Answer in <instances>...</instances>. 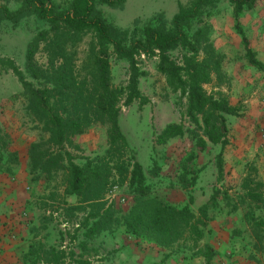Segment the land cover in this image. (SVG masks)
<instances>
[{"label": "rangeland", "instance_id": "374dc122", "mask_svg": "<svg viewBox=\"0 0 264 264\" xmlns=\"http://www.w3.org/2000/svg\"><path fill=\"white\" fill-rule=\"evenodd\" d=\"M56 1L62 4L67 0ZM189 2L128 0L121 8L97 5L96 9L114 33H123L131 40L139 38L145 27L172 31L171 20L179 4ZM20 4L21 0H0V6L11 10ZM211 11L212 15L191 27L196 30L206 25L203 40L211 45L218 61L210 84L204 88L214 98L227 100L238 115L225 116L226 146L221 148L207 142L203 152L195 149L193 139L196 133L205 138L203 132L188 122L185 98L156 70L155 58H137L144 72L139 79V90L147 103L135 100L126 106L128 65L110 57L111 86L119 94V126L127 147L110 145L109 125L94 106L97 90L91 66L96 45L93 33L85 32L64 42V53L58 50L54 67L50 65L46 44L40 41L34 64L43 77L34 80L25 71L28 45L43 32L47 33V43H50L54 34L35 16L16 24H0V57L13 60L27 80L37 87L52 88L53 70L65 73L70 91L62 97L54 93L52 107L64 118L77 119L82 124L83 133L65 145V150L88 176V185L79 197L64 194L69 181L65 165L50 181L31 180L27 150L31 143H44L49 134L22 94L17 79L11 72L1 73L0 129L8 136L10 149L20 157V166L13 177L0 175V222L7 220L0 226L2 229L9 226L7 237L19 250L10 264H20L18 256L31 243L42 244L45 252L55 251L49 255L51 258L55 255L57 264H78L79 261L84 264H204L203 253L209 247L213 249L210 264H264V234L260 240L263 249L254 250L253 232L242 221L246 210L241 204L247 193L264 192V2H258L240 17L261 68L247 62L229 5L222 0ZM181 55L179 49L171 52L178 62ZM169 124L182 125L185 135L159 142L158 135ZM219 154L223 173L218 180L215 163ZM190 156L192 161L188 160ZM133 161L142 166L153 194L177 207L188 205L194 215L214 191L218 192L217 205L209 209V221L200 228L199 235L188 232L171 249L160 250L110 222L109 232L101 231L93 239L84 240V225L99 221L108 208L112 218L128 209L132 201L128 182ZM183 179H194L193 186L186 187ZM252 207L255 216L264 218V204ZM5 213L10 214L9 218Z\"/></svg>", "mask_w": 264, "mask_h": 264}, {"label": "trees", "instance_id": "16d2710c", "mask_svg": "<svg viewBox=\"0 0 264 264\" xmlns=\"http://www.w3.org/2000/svg\"><path fill=\"white\" fill-rule=\"evenodd\" d=\"M128 0H67L60 4L56 0H21L20 6L11 10L0 6V24L2 22L18 23L24 18L35 16L46 23L54 38L47 43V33L43 32L28 45L25 57V71L34 80H41L43 74L34 64V56L40 41L49 50L50 65L54 67V58L58 53H64V42L82 33L91 32L95 36V51L91 57L94 72L96 96L94 106L109 125L108 142L110 145L121 144L127 147V141L119 126V94L111 86L110 57L116 61H123L128 65V79L124 104L130 105L139 100L147 103L139 90V79L144 75L140 70L137 58L144 56L155 58L156 70L164 75L167 84L179 95L185 98V117L195 128L203 132L205 138L193 134L195 149L203 152L207 142L224 148L227 144V125L225 116H237L238 111L225 99H216L205 90L210 84L212 71L218 68V61L214 57L211 45L204 43L206 25L191 30V27L204 18L212 15L211 10L222 0H190L187 5L179 4L176 14L172 17V31L165 32L152 27H145L137 39L129 40L126 35L114 33L107 20L97 11L96 6L102 5L111 9L121 8ZM232 9L234 29L240 36L247 62L257 68L262 65L251 49L250 42L245 35L240 22L241 15L254 8L258 2L264 0H224ZM181 50L180 61H175L171 52ZM59 50V52H58ZM50 70H52L50 68ZM11 72L17 79L22 94L28 99L49 134L42 143H31L28 148V169L34 182H47L63 165L69 173V181L64 189L66 196L79 197L88 185L82 167L73 163V157L65 150V145L83 133V126L73 118H64L52 107L53 94L59 97L70 91L65 73L53 70L54 87H37L34 82L27 80L13 60L0 57V74ZM185 129L180 124H169L158 135L157 140L164 142L172 137H182ZM55 147V149H54ZM193 156L189 157L192 161ZM221 154L216 157L218 180L222 178L223 163ZM20 166L17 151L10 149L8 136L0 129V175L13 177ZM185 181L186 187H192L194 179ZM128 189L132 201L128 209L112 218L113 213L108 208L93 225H84L85 241L91 240L101 231H110V222L124 228L127 234L136 239H142L155 244L160 250L171 249L188 232L200 234V228L209 221L208 211L217 205V191L210 196L209 201L198 209L194 215L188 205L174 206L164 197L153 194L142 166L133 161ZM244 209L242 221L252 230L253 249L260 251L263 245L260 240L264 234V218L253 213V207L264 204L263 193H247L242 200ZM95 217V216H94ZM264 239V238H263ZM206 248V247H205ZM208 248V247H207ZM55 252V251H54ZM53 251H43V245L31 243L27 251L18 258L20 264H57ZM204 264H210L213 249L208 248L204 253ZM19 264V263H18ZM78 264H84L79 261Z\"/></svg>", "mask_w": 264, "mask_h": 264}, {"label": "crops", "instance_id": "0c3cea01", "mask_svg": "<svg viewBox=\"0 0 264 264\" xmlns=\"http://www.w3.org/2000/svg\"><path fill=\"white\" fill-rule=\"evenodd\" d=\"M5 215H8V213H5ZM10 214L8 215L9 218ZM5 218V216H4ZM7 221L6 219L2 220V222ZM9 228V226H7ZM7 227L4 229L0 226V264H10L11 258L15 256L16 253H18V249L15 248L17 246L16 243L11 242L7 237ZM6 229V230H5ZM15 248V249H14ZM14 258V257H13Z\"/></svg>", "mask_w": 264, "mask_h": 264}]
</instances>
